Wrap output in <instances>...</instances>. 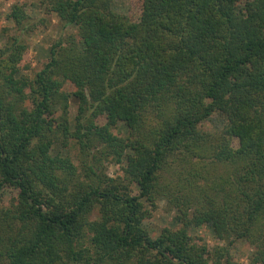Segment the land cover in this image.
Instances as JSON below:
<instances>
[{"label": "trees", "instance_id": "trees-1", "mask_svg": "<svg viewBox=\"0 0 264 264\" xmlns=\"http://www.w3.org/2000/svg\"><path fill=\"white\" fill-rule=\"evenodd\" d=\"M40 3L79 40L55 41L33 78L21 38L0 46V264H236L240 240L264 264V0H139L137 18L113 0ZM7 20L34 27L18 5ZM72 141L83 176L54 153ZM160 198L178 222L153 237ZM201 225L226 245L200 243Z\"/></svg>", "mask_w": 264, "mask_h": 264}, {"label": "rangeland", "instance_id": "rangeland-1", "mask_svg": "<svg viewBox=\"0 0 264 264\" xmlns=\"http://www.w3.org/2000/svg\"><path fill=\"white\" fill-rule=\"evenodd\" d=\"M41 0H0V46H4L9 43L13 38H21L27 45L26 62L29 67L21 69L20 74L33 78L34 75L43 68V63L48 59L50 55V49L52 45L59 38L67 35H75L77 40V30L74 26H68L64 28V25L57 18L55 14L48 13L46 9L41 6ZM139 0H113L112 8L115 12L137 18L139 14ZM18 5L22 7L29 16V20L26 22V27L29 31L17 28L12 22L7 20V15L10 13L12 7ZM62 91L65 93L72 92L71 83L66 82L63 85ZM69 117L72 122L75 121V117L78 111V101L76 98L71 97L69 101ZM223 120L219 117H214L209 121L207 129L211 132L219 131L223 127ZM121 131L126 134L124 127L120 128ZM62 153L72 158L74 164L79 168V173L83 174L82 155L80 153L79 146L72 141L70 147L64 149L60 146H55L54 153ZM92 155L100 157L97 152H93ZM85 165H94L97 171L106 173L111 178L123 177L124 170L123 165L116 163L112 158L101 159V163H96L93 157H89ZM220 166L214 169V172L218 178L224 172H221ZM83 176V175H82ZM11 200V195L4 194L0 197L2 204L8 205ZM177 209L173 208L167 199L160 198L154 210H152V216L145 222V225L149 233L153 237H158L160 232L165 227H172L177 225ZM192 235L199 239L200 243H205L209 248L216 246H225L226 243L219 241L207 225H201L194 227ZM253 247L249 245L245 240H240L234 244L232 253L234 255L236 264H252L251 254Z\"/></svg>", "mask_w": 264, "mask_h": 264}]
</instances>
